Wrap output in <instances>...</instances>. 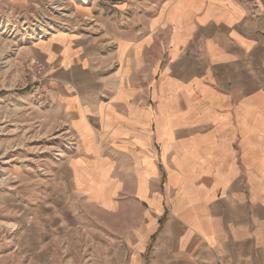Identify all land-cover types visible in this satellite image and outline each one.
I'll use <instances>...</instances> for the list:
<instances>
[{"label": "crops", "instance_id": "0c3cea01", "mask_svg": "<svg viewBox=\"0 0 264 264\" xmlns=\"http://www.w3.org/2000/svg\"><path fill=\"white\" fill-rule=\"evenodd\" d=\"M164 7L112 50L59 33L30 53L74 141L30 264H264V0Z\"/></svg>", "mask_w": 264, "mask_h": 264}, {"label": "rangeland", "instance_id": "374dc122", "mask_svg": "<svg viewBox=\"0 0 264 264\" xmlns=\"http://www.w3.org/2000/svg\"><path fill=\"white\" fill-rule=\"evenodd\" d=\"M53 1L0 0V264H30L23 233L69 181L66 161L74 141L48 109L47 77L43 95L27 86L30 53L59 33L112 50L113 34L140 37L148 21L157 24L166 12V0H58L63 11ZM160 33L154 26L153 37Z\"/></svg>", "mask_w": 264, "mask_h": 264}, {"label": "built area", "instance_id": "2783aa9c", "mask_svg": "<svg viewBox=\"0 0 264 264\" xmlns=\"http://www.w3.org/2000/svg\"><path fill=\"white\" fill-rule=\"evenodd\" d=\"M37 23V21H36ZM35 26H40L39 23L35 24ZM41 27H39V31ZM44 33L43 31H41ZM46 34V33H45ZM40 38L41 35H40ZM27 76H28V84L27 86H31L34 90V94L43 95L46 91V77H45V65L39 60H31L27 64Z\"/></svg>", "mask_w": 264, "mask_h": 264}, {"label": "bare ground", "instance_id": "6f19581e", "mask_svg": "<svg viewBox=\"0 0 264 264\" xmlns=\"http://www.w3.org/2000/svg\"><path fill=\"white\" fill-rule=\"evenodd\" d=\"M53 4L56 6V8L58 9L57 11H63L64 10V8L63 7H60L59 5H61L60 4V2L58 1V0H54L53 1ZM43 19V18H42ZM47 23V22H46ZM41 25H42V23H41ZM44 25V24H43ZM48 25V24H47ZM44 29V28H43Z\"/></svg>", "mask_w": 264, "mask_h": 264}]
</instances>
